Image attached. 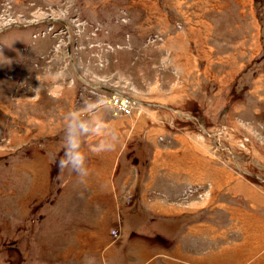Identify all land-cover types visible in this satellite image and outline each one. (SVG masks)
Instances as JSON below:
<instances>
[{
  "label": "rangeland",
  "instance_id": "obj_1",
  "mask_svg": "<svg viewBox=\"0 0 264 264\" xmlns=\"http://www.w3.org/2000/svg\"><path fill=\"white\" fill-rule=\"evenodd\" d=\"M191 1L0 0V264L57 263L58 253L50 251L47 243L58 244L59 229L86 227L96 219L94 213L88 219L71 212L74 206L65 204L63 182L70 173H61L57 162L63 155L65 117L70 111L113 122L118 147L111 151L109 168L149 171L156 156L151 146L155 142L139 137V129L146 130L142 129L145 137L149 131L172 137L158 141L168 148L177 147L178 137L187 133L194 143L203 141L205 156L213 163L231 168L264 192V0H208L207 43L214 61L210 67L224 75L211 82L208 77H189L194 95L187 93L176 71L166 68L165 39L152 40L148 50H140L141 56L132 50L141 47L146 36L139 41L133 38L129 49L127 41L126 46L112 43L129 22L122 23H140L152 12L169 20L171 32L181 34L178 12L193 11ZM97 19L114 21L117 29L107 30L109 36L100 41L94 38ZM238 62L244 65L241 74L227 76ZM195 67L199 74L203 64ZM86 69L89 74L84 78ZM60 70L63 79L48 78ZM37 75L41 88L35 93L29 86L38 85ZM164 97L174 104L167 106ZM120 101L127 102L126 110L118 107ZM146 174L143 170L138 189ZM138 189L126 209L136 207L132 201L143 190ZM59 203L64 205L61 211ZM237 204L244 211L264 215V202ZM123 225L143 228L145 222ZM166 227L169 223L163 224Z\"/></svg>",
  "mask_w": 264,
  "mask_h": 264
},
{
  "label": "crops",
  "instance_id": "obj_2",
  "mask_svg": "<svg viewBox=\"0 0 264 264\" xmlns=\"http://www.w3.org/2000/svg\"><path fill=\"white\" fill-rule=\"evenodd\" d=\"M189 5L194 6L193 11L188 8L187 13L178 12L184 31L181 34L171 32L172 24L160 14L152 12L154 14L147 17L144 12L145 20L140 23L131 20L122 23L126 25L129 22L130 26L126 25V30L112 43L124 42L126 46L127 41L129 49L133 38L139 41L146 36L142 46L132 50L133 55L141 56L144 52L140 50H148L152 40L165 39L169 61L166 68L176 71L187 93L194 95L189 77H208V82H211V78H221L224 74H216L210 67L214 62L207 43L211 23L205 19L211 11L210 1L192 0ZM95 23L94 38L100 41L110 33L107 30L117 29L114 21L100 22L97 19ZM198 62L203 64L199 74L195 73ZM243 67L241 62L235 63L229 69L231 71L226 69V75L235 77L241 74ZM192 95L190 97L195 99ZM170 97L162 99L167 106L173 103ZM165 109L170 110L168 107ZM109 125L113 127V122ZM142 129L138 130L139 137L155 142L151 146L156 156L149 171L145 168H109L113 161L111 151L98 155L89 152L101 138L92 134L81 137L82 150L88 156L86 166L89 175L84 182L78 181L75 173L65 177L63 188L68 195L65 204L74 206L70 208L71 212L88 219L94 213L96 219L92 224L88 222L86 227L60 228L58 244L54 245L57 249L47 243L50 251L58 253L59 260L43 264H249L252 263L250 261L264 264V255H260L264 252V215L244 211L237 204L239 201L261 204L264 192L242 180L231 168L213 163L205 156L203 141L200 146L194 143V138H189L190 135L182 133L176 141L177 147L168 148L158 141H171L172 137L158 136L152 131L145 137ZM127 132L125 130V134ZM143 170L148 175L138 189L136 185L142 179ZM133 179L135 182L130 188L128 186ZM136 189L143 190L138 192V200L132 201L136 207L128 210L125 207L130 196H136ZM60 205L64 206L59 203V211ZM108 221L117 225L107 228L105 224ZM128 221L135 224L144 221L145 226H121ZM166 223L169 227L162 228ZM111 231L117 239L114 240Z\"/></svg>",
  "mask_w": 264,
  "mask_h": 264
},
{
  "label": "clouds",
  "instance_id": "obj_3",
  "mask_svg": "<svg viewBox=\"0 0 264 264\" xmlns=\"http://www.w3.org/2000/svg\"><path fill=\"white\" fill-rule=\"evenodd\" d=\"M89 70L82 73L87 78ZM65 77L63 70L49 74V79L60 80ZM38 85L36 87L29 86L30 91L38 93L41 88V78L36 76ZM95 112V110H92ZM63 140V155L57 162V168L62 173L67 170L70 174L75 173L78 181L84 182L89 175L86 161L88 156L82 150L81 137L92 134L101 139L95 145L90 147L89 152L92 154H100L102 152L112 151L115 149L118 137L115 130L103 118L96 117L94 120L89 119L87 114L82 116L79 111H70L66 117Z\"/></svg>",
  "mask_w": 264,
  "mask_h": 264
},
{
  "label": "built area",
  "instance_id": "obj_4",
  "mask_svg": "<svg viewBox=\"0 0 264 264\" xmlns=\"http://www.w3.org/2000/svg\"><path fill=\"white\" fill-rule=\"evenodd\" d=\"M127 102L126 101H120L118 107L124 108L126 110ZM228 153V152H226ZM226 157V156H225Z\"/></svg>",
  "mask_w": 264,
  "mask_h": 264
},
{
  "label": "bare ground",
  "instance_id": "obj_5",
  "mask_svg": "<svg viewBox=\"0 0 264 264\" xmlns=\"http://www.w3.org/2000/svg\"><path fill=\"white\" fill-rule=\"evenodd\" d=\"M113 100H114V98H113ZM113 100H112V101H113ZM130 102H131V101H130ZM113 105H114V104H113Z\"/></svg>",
  "mask_w": 264,
  "mask_h": 264
}]
</instances>
